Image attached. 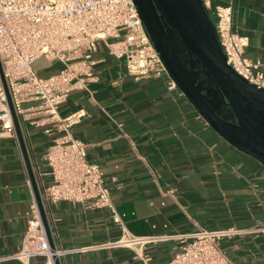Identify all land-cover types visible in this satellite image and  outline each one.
Masks as SVG:
<instances>
[{"label":"crops","instance_id":"0c3cea01","mask_svg":"<svg viewBox=\"0 0 264 264\" xmlns=\"http://www.w3.org/2000/svg\"><path fill=\"white\" fill-rule=\"evenodd\" d=\"M207 1L215 6L231 0ZM233 6L234 28L249 36L246 55L264 61V0H233ZM93 57L97 78L90 89L71 90L59 110L63 116L86 111L72 130L86 142L88 158L100 164L128 229L153 235L192 232L198 225L235 226L241 232L221 241L226 256L239 264H264V163L218 132L177 84L170 87L167 70L133 75L126 59L103 42ZM38 59L42 66L36 69L43 76L63 66L59 60ZM211 100L228 114L218 94ZM42 116L29 111L19 118L37 183L38 170L47 169L44 154L59 134L55 123ZM43 178L51 179L49 174ZM35 196L17 132H0V264H24L3 256L21 246ZM42 202L55 247L76 248L58 256L60 264H145L130 247L103 245L122 234L108 207ZM176 243L150 242L144 254L150 264H164ZM32 262L45 264L47 256L35 255Z\"/></svg>","mask_w":264,"mask_h":264},{"label":"built area","instance_id":"2783aa9c","mask_svg":"<svg viewBox=\"0 0 264 264\" xmlns=\"http://www.w3.org/2000/svg\"><path fill=\"white\" fill-rule=\"evenodd\" d=\"M204 2L215 17L228 63L250 82L264 87V61L246 55L249 36L233 26V0L215 6ZM100 42L112 54L124 57L133 75L167 70L135 0H0V60L17 115L26 118L29 111L40 112L42 120L54 122L59 131L44 154L47 169L38 170L42 198L47 202L89 201L90 206L108 207L122 234L103 245L130 247L145 264H150L145 246L164 240H178L171 259L164 264H239L226 256L221 241L240 233V228L198 225L192 232L137 235L119 216L100 164L88 158L86 142L72 130L86 111L80 108L63 116L59 110L71 90H89L90 82L97 78L93 54ZM41 56L59 60L63 66L56 73L40 75L34 62ZM175 85L171 80L170 87ZM15 129L0 76V132L16 134ZM45 174L51 179L44 180ZM74 249L51 247L35 196L21 246L3 257L33 264V256L44 254L45 264H53L55 256Z\"/></svg>","mask_w":264,"mask_h":264},{"label":"water","instance_id":"95a60500","mask_svg":"<svg viewBox=\"0 0 264 264\" xmlns=\"http://www.w3.org/2000/svg\"><path fill=\"white\" fill-rule=\"evenodd\" d=\"M140 15L172 79L207 121L232 144L264 163V87L250 82L227 61L215 23L204 0H135ZM3 80L41 216L52 248L55 244L41 192L25 145L19 117ZM215 93L228 114L211 100ZM56 264H60L55 256Z\"/></svg>","mask_w":264,"mask_h":264},{"label":"rangeland","instance_id":"374dc122","mask_svg":"<svg viewBox=\"0 0 264 264\" xmlns=\"http://www.w3.org/2000/svg\"><path fill=\"white\" fill-rule=\"evenodd\" d=\"M211 17L214 19L215 17H214V15L213 14H211ZM34 66L35 67H37L38 69L39 68H41V66H42V60H36L35 62H34ZM41 75V74H40Z\"/></svg>","mask_w":264,"mask_h":264}]
</instances>
